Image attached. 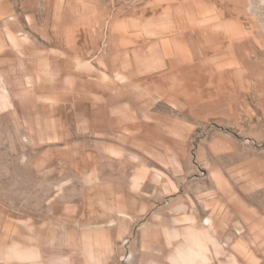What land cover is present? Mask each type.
<instances>
[{"label":"rangeland","instance_id":"obj_1","mask_svg":"<svg viewBox=\"0 0 264 264\" xmlns=\"http://www.w3.org/2000/svg\"><path fill=\"white\" fill-rule=\"evenodd\" d=\"M0 264H264V0H0Z\"/></svg>","mask_w":264,"mask_h":264},{"label":"bare ground","instance_id":"obj_2","mask_svg":"<svg viewBox=\"0 0 264 264\" xmlns=\"http://www.w3.org/2000/svg\"><path fill=\"white\" fill-rule=\"evenodd\" d=\"M189 262H190V263H193V262H194V260H193V259H189Z\"/></svg>","mask_w":264,"mask_h":264}]
</instances>
